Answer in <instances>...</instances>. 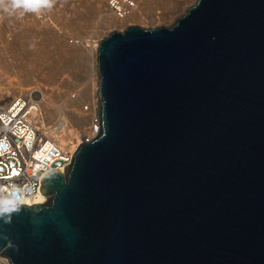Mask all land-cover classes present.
Returning <instances> with one entry per match:
<instances>
[{"label": "water", "instance_id": "obj_1", "mask_svg": "<svg viewBox=\"0 0 264 264\" xmlns=\"http://www.w3.org/2000/svg\"><path fill=\"white\" fill-rule=\"evenodd\" d=\"M99 131L0 218L10 264H264V0H196L98 44Z\"/></svg>", "mask_w": 264, "mask_h": 264}, {"label": "rangeland", "instance_id": "obj_2", "mask_svg": "<svg viewBox=\"0 0 264 264\" xmlns=\"http://www.w3.org/2000/svg\"><path fill=\"white\" fill-rule=\"evenodd\" d=\"M106 1L57 0L50 11L40 15L26 14L22 18L0 15V79L10 87L24 90L33 88L38 81L56 104L67 85H73L70 95L77 100L80 96L77 90H86L89 80L98 79L93 65L96 58L85 54L83 42L98 47L109 34L122 32L129 26L146 30L170 28L196 2L134 0L136 11L121 23L107 15ZM18 97L35 105L43 104L39 94L31 99L22 93ZM80 103L84 112L82 107L88 103L83 100ZM48 107L52 109L50 104Z\"/></svg>", "mask_w": 264, "mask_h": 264}, {"label": "built area", "instance_id": "obj_3", "mask_svg": "<svg viewBox=\"0 0 264 264\" xmlns=\"http://www.w3.org/2000/svg\"><path fill=\"white\" fill-rule=\"evenodd\" d=\"M106 6L119 19L129 17L136 8L134 0H107ZM30 107L33 106L29 101L21 97L0 107V188L15 186L24 190L26 206L40 193L42 178L56 169L64 173L78 147L98 134L91 140L73 137L70 142L53 138L37 120L31 119ZM88 107L85 105L82 110L87 112ZM94 123L99 128V118ZM0 260L10 264L6 257L0 256Z\"/></svg>", "mask_w": 264, "mask_h": 264}, {"label": "bare ground", "instance_id": "obj_4", "mask_svg": "<svg viewBox=\"0 0 264 264\" xmlns=\"http://www.w3.org/2000/svg\"><path fill=\"white\" fill-rule=\"evenodd\" d=\"M136 9H134L132 13H134ZM107 11V15L110 18H115L118 22L122 23L123 19H126L116 18L111 11ZM82 46L83 51H85V54L88 55V57L92 58L94 55L96 58L98 48L96 44H90L89 41H85L82 43ZM93 65L94 68L97 69L96 60L95 62L93 61ZM96 77H98V73ZM67 86V90H65L61 100L56 104L50 100V95L47 93L46 88L38 83V81L35 82V86L33 88L24 90L20 87H10L2 79H0V107L5 106L10 101H14L16 99V95L20 93L25 94L30 99L33 95L39 94L41 101L43 102V104H41L42 106L35 105L29 100L30 105L33 106L30 107L31 119L37 120L36 122H38L39 126L41 128L43 127L44 130H47L51 137L60 138L64 142H70L73 137L77 138L78 136L88 137V139L91 140L99 131L97 124L94 123V120L99 118L98 112L100 101L99 94L97 92L99 77L97 80H89L88 88L86 90L83 91L81 88L77 90L81 96H79L77 100H72V95H70V91L73 90L74 86ZM80 100L88 103L89 107L87 112H82L80 110ZM48 104L52 106V109H49ZM47 198V196H43L39 193L33 199L29 200L28 205L43 204Z\"/></svg>", "mask_w": 264, "mask_h": 264}, {"label": "clouds", "instance_id": "obj_5", "mask_svg": "<svg viewBox=\"0 0 264 264\" xmlns=\"http://www.w3.org/2000/svg\"><path fill=\"white\" fill-rule=\"evenodd\" d=\"M56 3L57 0H0V15L16 18H22L26 14L40 15L50 11ZM24 202V190L15 186L11 189L0 188V218L10 220ZM0 264H7V261L0 260Z\"/></svg>", "mask_w": 264, "mask_h": 264}]
</instances>
